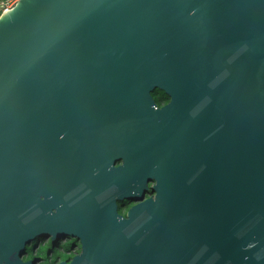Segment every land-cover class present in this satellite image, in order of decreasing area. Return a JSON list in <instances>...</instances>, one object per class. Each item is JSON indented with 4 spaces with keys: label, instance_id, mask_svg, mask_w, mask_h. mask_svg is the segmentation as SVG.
I'll list each match as a JSON object with an SVG mask.
<instances>
[{
    "label": "water",
    "instance_id": "1",
    "mask_svg": "<svg viewBox=\"0 0 264 264\" xmlns=\"http://www.w3.org/2000/svg\"><path fill=\"white\" fill-rule=\"evenodd\" d=\"M39 237L78 242L59 264H264V0L15 2L0 264Z\"/></svg>",
    "mask_w": 264,
    "mask_h": 264
},
{
    "label": "trees",
    "instance_id": "2",
    "mask_svg": "<svg viewBox=\"0 0 264 264\" xmlns=\"http://www.w3.org/2000/svg\"><path fill=\"white\" fill-rule=\"evenodd\" d=\"M127 203L118 205V213L124 214V206ZM127 208V207H126ZM79 246L78 242L72 238H65L51 241L50 238L39 237L25 247L22 260L30 261L32 264H59L62 261L69 262L71 258L79 253L74 252V248Z\"/></svg>",
    "mask_w": 264,
    "mask_h": 264
},
{
    "label": "flooded vegetation",
    "instance_id": "3",
    "mask_svg": "<svg viewBox=\"0 0 264 264\" xmlns=\"http://www.w3.org/2000/svg\"><path fill=\"white\" fill-rule=\"evenodd\" d=\"M150 96L154 102V104L156 105V107L158 109H161L163 107H165L171 100L170 96L167 95L165 92L159 90V89H155L153 90L151 93H150ZM153 182H150L148 184V190L145 194V199L149 198V197H153L154 196V193L152 192V186H153ZM127 204L125 205V212L124 214H122L123 216H125L126 214V211L131 207L133 206L134 204H136L135 201H132V202H126ZM127 207V208H126ZM79 248V246H76V248Z\"/></svg>",
    "mask_w": 264,
    "mask_h": 264
},
{
    "label": "built area",
    "instance_id": "4",
    "mask_svg": "<svg viewBox=\"0 0 264 264\" xmlns=\"http://www.w3.org/2000/svg\"><path fill=\"white\" fill-rule=\"evenodd\" d=\"M19 1L20 0H0V18L6 12L13 10L15 7V2Z\"/></svg>",
    "mask_w": 264,
    "mask_h": 264
},
{
    "label": "bare ground",
    "instance_id": "5",
    "mask_svg": "<svg viewBox=\"0 0 264 264\" xmlns=\"http://www.w3.org/2000/svg\"><path fill=\"white\" fill-rule=\"evenodd\" d=\"M11 11H13V10H11ZM6 17H10V11L6 12L5 14H3L2 17L0 18V20H2L3 18H6Z\"/></svg>",
    "mask_w": 264,
    "mask_h": 264
},
{
    "label": "rangeland",
    "instance_id": "6",
    "mask_svg": "<svg viewBox=\"0 0 264 264\" xmlns=\"http://www.w3.org/2000/svg\"><path fill=\"white\" fill-rule=\"evenodd\" d=\"M122 204H124V202H123ZM124 208H125V206H124ZM61 241H62V240H61ZM74 252H77V248H74Z\"/></svg>",
    "mask_w": 264,
    "mask_h": 264
}]
</instances>
